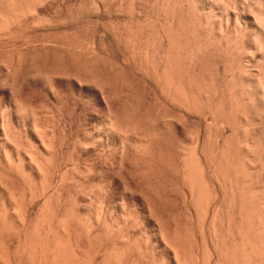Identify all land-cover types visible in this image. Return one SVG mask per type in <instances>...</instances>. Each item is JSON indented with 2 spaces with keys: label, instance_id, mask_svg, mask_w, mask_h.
I'll list each match as a JSON object with an SVG mask.
<instances>
[{
  "label": "bare ground",
  "instance_id": "6f19581e",
  "mask_svg": "<svg viewBox=\"0 0 264 264\" xmlns=\"http://www.w3.org/2000/svg\"><path fill=\"white\" fill-rule=\"evenodd\" d=\"M121 16L126 30L106 28ZM73 106L96 121L76 136ZM162 190L221 223L223 264H264V0H0L1 263L157 258L131 237L128 251L96 242L92 221L115 216L147 223L169 264H211L186 257ZM74 223L96 242L88 258Z\"/></svg>",
  "mask_w": 264,
  "mask_h": 264
},
{
  "label": "rangeland",
  "instance_id": "374dc122",
  "mask_svg": "<svg viewBox=\"0 0 264 264\" xmlns=\"http://www.w3.org/2000/svg\"><path fill=\"white\" fill-rule=\"evenodd\" d=\"M149 1H152V3H153V1L154 0H149ZM119 19H116V20H120V22L121 23H119L118 21H115V23L113 22L112 23V21H107V22H110V24H105L106 25V28H107V26H109L110 28H113V30H116L117 28L119 29V30H126V27H128V25L126 24V21H129V18H126V17H118ZM123 18V19H122ZM125 19H127V20H125ZM125 21V22H124ZM111 23L112 24H114V25H111ZM119 25H118V24ZM124 24V25H123ZM105 25H104V27H105ZM91 27H89L90 29H91V31H90V29L88 28H86L87 29V31H86V29L84 30V29H81V30H84V31H81L82 32V34L84 35V37H82L81 36V34H79L80 36H81V38H85L84 40H80V41H84V42H82L84 45L86 44V43H88V44H86V45H89V44H91V42L93 41V42H95V40H98L97 38L98 37H96L95 39H94V37L97 35L98 36V34H96L95 35V33H92V32H94L95 30V28H93V26L92 25H90ZM112 26H114V27H112ZM95 27V26H94ZM117 27V28H116ZM93 28V29H92ZM115 28V29H114ZM125 28V29H124ZM109 29V28H108ZM151 29V28H150ZM149 29V30H150ZM93 30V31H92ZM110 30V29H109ZM80 32V33H81ZM96 32V31H95ZM150 32V31H149ZM148 31H147V33H149ZM87 33H89V34H94V36H93V38H92V36H88V34ZM97 33V32H96ZM125 33V32H124ZM91 34V35H92ZM78 35V36H79ZM75 36H77V34L75 35ZM74 36V37H75ZM77 36V37H78ZM80 36L78 37L79 39H81L80 38ZM73 37V38H74ZM76 37V40H78V38ZM87 37H89V39L91 38V39H93L92 41H91V39L89 40V39H87ZM72 38V39H73ZM75 40V38H74V41H76ZM89 40V41H88ZM80 41H78L79 43H81ZM91 41V42H90ZM77 42V41H76ZM86 42V43H85ZM90 42V43H89ZM92 42V43H93ZM109 61H111V60H109ZM113 62V61H112ZM109 64H112L111 62H109ZM134 94V93H133ZM138 94V95H137ZM137 94L135 93L134 95L135 96H133V98H134V102H136V103H139V102H137L138 101V99H139V97H143V94L142 93H139V92H137ZM141 94V95H140ZM137 99H136V98ZM132 98V97H131ZM132 98V99H133ZM131 99V100H132ZM137 100V101H136ZM38 101H43V100H41L40 98H38L37 99V101L36 102H38ZM140 101V105L142 106V102H141V99L139 100ZM41 102H40V105H42L41 104ZM43 104H44V101H43ZM47 104H49V103H45L44 105H47ZM38 105H39V103H38ZM92 105H93V110H94V112L96 113V114H98V115H101L102 116V114L101 113H103V109L102 108H100V107H95L94 105H95V103H92ZM49 107L51 106V105H48ZM145 107H147V105H145ZM51 108V107H50ZM98 109V110H97ZM141 109H143V108H141ZM68 111H69V113H70V116H69V118H67V119H69V120H71L72 119V133L76 136L78 133H79V129H82V128H84L85 126L84 125H88V126H91L93 123H95L96 121H95V119H94V121L91 119L90 121H89V123H88V121L86 122V120H84V119H82V117L81 116H83L82 114V112H79L81 109H77L76 108V111H75V106H73L72 107V111H71V109H67ZM79 110V111H78ZM102 110V111H101ZM68 111H67V113H68ZM82 111V110H81ZM98 112V113H97ZM145 112V111H144ZM69 113H68V115H69ZM82 113V114H81ZM72 114V115H71ZM77 114V115H76ZM75 115V116H74ZM79 115H81V116H79ZM71 117V118H70ZM77 118V119H76ZM81 118V119H80ZM74 119V120H73ZM69 120H67V121H69ZM84 120V121H83ZM66 121V122H67ZM82 121H83V125L82 126H84V127H82L81 125H80V123H82ZM92 121H93V123H92ZM70 122V121H69ZM68 122V123H69ZM86 123V124H85ZM63 124V123H62ZM81 126V127H80ZM80 127V128H79ZM190 130V129H189ZM188 130V132H189V134L191 133V132H195V130H193L192 128H191V131H189ZM77 131H78V133H77ZM228 133L230 134L231 132H229L228 131ZM188 134V133H187ZM228 134V135H229ZM191 135V134H190ZM73 159H74V161H73ZM77 161H79V159L77 160V158H75V157H73L72 158V168L74 167H76L75 168V171L76 170H78L79 168H80V165L82 166V164L84 165V163L85 162H83L84 160L82 159V161H81V159H80V161L79 162H77ZM81 162V163H80ZM78 163V164H77ZM80 163V164H79ZM79 166L78 168H77V165ZM75 165V166H74ZM72 170H74V169H72ZM72 172H74V171H72ZM172 182V181H171ZM170 183V182H169ZM172 186H175V184L174 185H172ZM176 187V186H175ZM172 187H171V184H170V186H169V188H167V190H168V192L169 191H171L172 189H171ZM173 189H174V191H175V188L173 187ZM166 190V189H165ZM165 190H162V194L163 193H165L166 191ZM163 191H165V192H163ZM171 192H173V191H171ZM169 193V195L167 194V193H165V195L166 196H169V197H167V200H168V198H169V202H167L168 204L167 205H165V207L166 206H168V208L169 209H166V210H169L168 212H172V214H175V212L176 213H178V212H182L183 214L186 212V210H185V206L182 204V203H180V204H178L177 202H180L181 201V198L179 199L178 198V195H176L175 196V198L177 199L176 200V203L174 202V200H175V198L173 197L174 196V192L173 193ZM175 192H177V190L175 191ZM170 194H172L171 195V199H170ZM176 194V193H175ZM164 195V194H163ZM162 195V196H163ZM166 196L164 197V202H166L167 200H166ZM89 197L91 198V196L89 195ZM179 197H180V195H179ZM172 198H174V199H172ZM178 199H179V201H178ZM37 200V199H36ZM39 201H40V203H41V199H39V200H37V201H34V203L35 202H37V203H35L32 207H31V209L33 210V208H34V211H33V213H36L37 211L36 210H38L37 208H38V205H40V203H39ZM39 203V204H38ZM164 204H166V203H164ZM181 207H182V209H181ZM227 207V206H226ZM167 208V207H166ZM178 210H180V211H178ZM178 211V212H177ZM184 211V212H183ZM224 212H226L227 214H228V212H227V209L226 210H224ZM225 213V215H227ZM183 214H181L180 213V217H179V219H174V220H176V221H174L173 219H172V221L174 222V224H173V222H171L174 226L176 225V227H179V231H180V233L179 234H181L180 236H182V240L180 239V241H182V243H183V247H186V249H187V256L186 257H190V256H188V255H191V257H190V260H191V258H193L192 260H194V257H193V255L198 259V260H200L201 261V263L203 262V258L204 259H206V260H210L211 261V264H215L216 262V264H223L222 262H221V260H220V258L219 257H217L218 255H216L214 252H213V250H212V237L213 236H215V234L218 236L219 235V233H216V232H218L220 229V224H218V226L219 227H217L216 228V226H215V230H216V232L215 233H212V232H214L215 230H213V228H211V226L209 225V222L208 221H205V220H196V219H187L186 217H185V214H184V216H183ZM178 215H179V213H178ZM182 217H185V218H182ZM186 219V220H185ZM135 220H137V219H135ZM143 219H141V221H142ZM177 220H178V223H176L177 222ZM182 220V221H181ZM193 220V221H192ZM219 220H221V219H219ZM98 220H93L92 221V225L94 226L95 225V228H93V229H91V231L92 232H94L95 231V233H93V234H98V237L100 238V241H98L99 240V238H98V240L96 241V242H98L99 244H103V247H105L106 245V247H107V249H111L112 250V248H113V244L114 243H118L119 245H120V243H122L121 245H120V247L121 246H125L126 245V242L125 241H128V240H126L127 238H130L131 239V241L133 240L134 241V239H135V242H137V245H139V247L137 246V250L139 249V250H142V251H144V252H142V253H145V248L149 251H151L152 253H153V257H154V255H155V257L157 256V258H152V257H147L146 256V254H145V256L142 254V256H144V259H143V257L140 255V253H139V250L137 251L136 249V251H134V253H135V256H136V258L138 257V255L139 256H141V261L138 259V261H140L139 263L140 264H142L143 262V264H169V258H167V256H165L163 253H162V247H159V246H161V243H159L160 245H156V243H155V241H154V239L153 238H150L149 237V235L151 234V232H152V229L150 228V226H148V224L147 223H144V221H143V223L144 224H146V226H144V224L141 222V224H140V219H138L136 222L134 221V219H129V220H127L126 222H124L123 220H118V218H116L115 216L114 217H112L110 220H109V222L107 223V225L105 224L106 222H104V221H102V222H97ZM131 221V222H130ZM139 221V222H138ZM104 222V223H103ZM203 224H202V223ZM206 222H207V224H206ZM218 222V221H217ZM221 222V221H220ZM129 225H128V224ZM138 223V224H137ZM176 223V224H175ZM234 223V222H233ZM75 224V223H74ZM73 224V227H75L74 229H76V231H78L77 233H78V237L80 238V241H81V245H83L82 246V251H83V253H84V251H85V256H86V258H88V256L89 255H92L93 254V246L96 244V242L94 241V239L92 240L91 238H92V236L91 237H89L88 235H90V233L88 234V232H89V230H85L83 227H82V225L80 226V225H78L77 223L74 225ZM98 224V225H97ZM122 224H124L123 226H122ZM179 224V226H177ZM112 225V226H111ZM117 225V226H116ZM139 225V226H138ZM206 227H204V226ZM77 226V227H76ZM80 226V227H79ZM102 226V227H101ZM109 226H110V228H109ZM115 226V227H114ZM119 226V227H118ZM142 226H144V227H142ZM208 226H209V228H210V231H209V228H208ZM111 227H114V229L113 228H111ZM130 227V228H129ZM202 227V228H201ZM204 227V228H203ZM97 228V229H96ZM108 228V229H107ZM196 228V229H195ZM201 228V229H200ZM82 229V230H81ZM94 229H96V230H94ZM110 229L112 230V232L110 231ZM117 229V230H116ZM134 229H135V231H134ZM150 229V230H149ZM102 230V231H101ZM113 230L114 231H116V232H113ZM122 230V231H121ZM125 230V231H124ZM140 230V231H139ZM204 230V231H203ZM218 230V231H217ZM88 231V232H87ZM97 231H99L98 233H96ZM110 231V232H109ZM117 231H120V232H117ZM81 232V233H80ZM204 232V233H203ZM209 232H210V234H209ZM87 233V234H86ZM115 233H117V234H115ZM125 233V234H124ZM86 234V235H85ZM110 234V235H109ZM119 234V235H118ZM127 234L128 235H130V236H127ZM183 234V235H182ZM211 234H214V235H211ZM92 235V234H91ZM100 235V236H99ZM102 235V236H101ZM116 235V236H115ZM122 235H124V236H122ZM190 235V236H189ZM202 235H203V237H202ZM83 236V237H82ZM97 236V235H96ZM117 236H118V238H117ZM139 236V237H138ZM205 236V237H204ZM217 236H215V237H217ZM111 237V238H110ZM116 237V238H115ZM149 237V238H148ZM90 238V239H89ZM114 238V239H113ZM121 238V239H120ZM122 238H124V242L122 241L123 239ZM141 238V239H140ZM148 238V239H147ZM181 238V237H180ZM82 239V240H81ZM89 240V241H88ZM105 240V241H104ZM110 240V241H109ZM115 240L117 241H122V242H115ZM151 240V241H150ZM186 240V241H185ZM93 241V242H92ZM114 241V242H113ZM130 241V240H129ZM208 241V242H207ZM113 242V243H112ZM150 242V243H149ZM198 242V243H197ZM124 243V244H123ZM145 245H144V244ZM147 243V244H146ZM181 243V242H180ZM209 243V244H208ZM12 244V243H11ZM17 245V243L14 241L13 242V245ZM92 244H93V246H92ZM150 244V245H149ZM186 244V245H185ZM13 245H11L12 246V248H13ZM15 245V246H16ZM113 245V246H112ZM14 246V247H15ZM155 246V247H154ZM90 247H92V248H90ZM122 247V248H123ZM128 247L129 246H126V250L128 249ZM183 247H182V249H183ZM188 247V248H187ZM209 247V248H208ZM90 248V249H89ZM141 248V249H140ZM154 250H153V249ZM192 248V249H191ZM86 249H89V251L90 252H87V250ZM114 249V248H113ZM130 249V248H129ZM161 249V250H160ZM189 249H191V251L189 250ZM210 249V250H209ZM133 250V249H132ZM184 250V249H183ZM128 251V250H127ZM129 251H131V249L129 250ZM161 251V255L159 254V255H157L158 254V252H160ZM185 251V250H184ZM210 251V252H209ZM141 252V251H140ZM190 252V253H189ZM211 252H213V253H211ZM128 253V252H127ZM139 253V254H138ZM155 253V254H154ZM205 253V254H204ZM211 257H210V256ZM215 255V256H214ZM90 257V256H89ZM146 257V258H145ZM98 258H101V256L99 255V257ZM188 258H187V260H188ZM154 259V260H153ZM218 259V260H217ZM154 262H153V261ZM156 260V261H155ZM168 260V261H167ZM147 261V262H146ZM205 261V260H204ZM210 261H209V263H210ZM220 261V262H219ZM149 262V263H148ZM188 262H189V260H188ZM191 262V261H190ZM3 263V262H2ZM1 263V260H0V264H2ZM4 264V263H3Z\"/></svg>",
  "mask_w": 264,
  "mask_h": 264
}]
</instances>
